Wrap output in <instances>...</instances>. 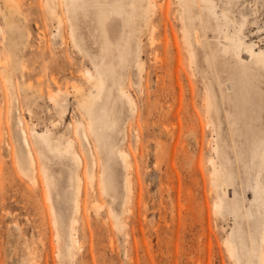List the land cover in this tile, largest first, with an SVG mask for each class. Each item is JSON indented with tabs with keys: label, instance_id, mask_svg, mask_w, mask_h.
Listing matches in <instances>:
<instances>
[{
	"label": "rangeland",
	"instance_id": "rangeland-1",
	"mask_svg": "<svg viewBox=\"0 0 264 264\" xmlns=\"http://www.w3.org/2000/svg\"><path fill=\"white\" fill-rule=\"evenodd\" d=\"M25 1L27 5L24 6L27 7L29 16H38L44 10L39 9L34 2L32 4L31 1L34 0ZM165 1L170 2V16L176 21L175 28L180 32L181 25L175 18L177 0H157L161 7ZM213 3L223 30L218 29L219 25L215 26L218 22L216 15L203 8L204 15L209 14L212 26L207 32L209 39L205 36L202 39L206 44L209 40L217 50L220 81L208 68L204 48L199 50L198 60L202 68L208 70L221 124L217 130L208 125L203 109L206 83L198 69V75H193L194 67L189 65L187 59V71H182L185 88L183 100L178 94L177 97L160 94L164 109L155 105L154 99L159 95V77L165 72L160 62L152 60V50L144 36L148 80L145 81L144 78V82H140L136 66L122 69L117 65L118 71L115 72L118 74L123 71L126 74L125 86L135 96L139 111L135 116L132 115L121 96L117 108L121 118L120 125L125 127V137L117 130H110V137L119 144L123 142L132 157L133 154L137 155L133 161L137 160L140 174L134 177L132 190L129 191L125 187L126 170L121 159L116 154L109 158L108 151L103 149L100 154L111 166L108 171L114 179V196L99 194L93 188L96 183L92 181V174L96 167L90 145L81 138V127L77 125L79 119L87 120L74 95V85H82L78 72L85 66L83 58H70L65 68L56 66L60 72V85L71 92L68 109L62 115L60 108H56L46 94H41L39 83L41 54L45 51L55 57L64 54L61 37L57 34V23L47 19V36L43 37L35 21L30 24L23 19L19 21L22 36L21 41L15 45L17 51L14 55L32 67L33 75H23L18 67L20 62L17 61L13 81L0 85V154L5 160L2 176L5 182L0 184V264H59L60 261L50 244L53 231L42 224L38 209L27 199L20 197L29 196L33 184L13 166L8 143L12 141L16 153H20L22 159L26 160L22 148L23 128H26L35 142L34 149L39 159L34 128L46 131L49 127L53 134L62 135L63 138L73 137L82 156L78 173L86 188L81 196L86 206L78 214L81 219L77 224L81 247L77 249L73 264H234L235 258L225 242L233 231L237 245H242V239L247 248L253 244L250 238L252 232L254 247H262L264 250V240L260 235L264 226V211L258 210L253 187L256 176L253 146L259 138H264V63L249 50L250 47L256 52L264 50V0H213ZM160 10L159 7L157 13ZM3 11V1L0 0V55H6L13 62L8 42L10 33ZM114 21H117L115 25L119 27L118 33L123 34V19L114 18ZM156 22L158 23V19ZM197 23H200L199 20ZM241 27L243 43L239 57L233 53V49L225 52L223 47L229 43L224 32L238 33ZM174 53L171 51L172 57L166 67L167 87H172L176 81ZM88 65L92 67L91 63ZM71 70L75 72L72 73ZM3 74L4 66L0 64V75ZM108 78L114 95H119L117 85L112 81L114 73L108 74ZM190 78L198 80L195 83L198 106L194 108L190 105V110L197 120L201 117L204 123L203 134L200 125L197 122L195 124L197 133L203 138L201 147L195 135L186 127H181L186 121L184 116L187 102L193 95ZM145 89L151 91L149 106L144 100ZM222 92L225 94L224 99ZM170 104L173 108L168 111ZM54 117L58 122L61 120L58 125L53 124ZM165 124L176 130V136L165 130ZM138 132L141 134L140 141ZM138 142L142 145V161L137 150ZM214 143H219L220 151H225L231 159L228 165L233 172L234 182L229 185L225 195L221 188L217 190L210 181V157L216 155L212 147ZM50 157L52 158L46 160L47 169H51L50 164L53 167L47 171L54 175L56 188L53 199L62 229L66 232L75 203L71 180V168L75 165L69 156L51 154ZM198 161H201L200 166ZM97 169L100 170V167ZM219 198L226 201L222 210L215 208V202ZM234 203L240 206V215L232 211L231 205ZM246 208L252 211L249 217L245 215ZM14 216L18 217L23 231L15 224ZM255 254L254 252L253 257Z\"/></svg>",
	"mask_w": 264,
	"mask_h": 264
},
{
	"label": "bare ground",
	"instance_id": "bare-ground-1",
	"mask_svg": "<svg viewBox=\"0 0 264 264\" xmlns=\"http://www.w3.org/2000/svg\"><path fill=\"white\" fill-rule=\"evenodd\" d=\"M4 11L3 17L9 30L10 52L12 61L8 60L6 55H0V64L4 66V74L0 75V85L10 83L13 81L14 69L17 68V61L19 70L23 75L30 77L33 75L32 67L27 63L20 61L15 57V46L21 41L22 33L19 28V21L25 20L27 23L35 21L43 37L47 35V19H51L56 24L58 29L57 34L61 37V46L64 54L57 57L52 56L48 51L41 54V70L39 83L41 85V94H46L48 100L56 107L60 108L62 115L68 109V97L71 92L60 85L58 67L67 66L70 58L82 57L85 66L78 72L82 79V85H74V95L77 99L79 108L82 109L83 114L86 115L87 120L79 119L77 122L81 138L85 140L91 148L93 163L96 170L92 174V181L96 183L93 188L99 191V194L115 195L114 179L108 165L102 155L103 149L108 151L109 158L117 155L126 170L125 187L132 190L134 177L140 174V167L133 158L129 151L120 144L115 142L110 136V130H117L122 132L125 137V127L120 125L121 118L117 104L119 98L122 96L124 102L128 105L132 115L138 113V104L135 96L125 86L126 74L123 71L117 73V65L121 68L128 66H136L140 76V82L148 80L149 75L146 74L148 66L145 59V41L144 36L147 38L148 44L151 48L152 60L160 62L164 74L159 77V85L157 91L159 95L154 99L155 105L160 109H164V104L161 102L160 94L178 97L183 100L185 96V88L182 80V71H187L185 60H188L190 66L194 67L193 75L199 74L205 81V104L204 115L207 117L208 125L213 129L219 127L221 120L219 117V109L215 102V94L212 82L209 80L207 68H202L198 60V52L204 48L205 58L208 68L211 69L215 76L219 79L218 72V53L211 42L207 40V44L202 39V36L208 38V29L212 26L210 23L209 14L204 15L203 8L208 9L211 14L216 15L218 20L215 23L218 29H222L219 22V15L213 0H177L176 19L181 25V30L178 32L175 28L177 25L175 20L170 16V2L165 1L161 7L157 0H37L31 1L36 3L41 10L38 16L31 15L27 12L25 0H2ZM204 3V4H202ZM33 4V3H32ZM197 4V7L195 5ZM159 7L161 8L158 12ZM120 16V17H119ZM114 18L123 19L124 32L119 34V27L115 25ZM158 19V23L156 22ZM199 20V24L197 23ZM2 26L0 24V31ZM98 30V31H97ZM238 33L224 32L226 43L223 47L225 52L234 50V54L241 57L242 51V37L240 31ZM209 39V38H208ZM95 43H99L94 44ZM252 55L257 56L258 60L264 63V50L256 52L253 47L249 48ZM171 51L175 52L174 58L176 60V81L172 87H167L165 76L167 75L166 67L171 56ZM92 64V67L88 65ZM74 73V70H71ZM114 73L113 83L117 85L120 92L119 95H114L113 88L109 84L108 74ZM160 76V74H158ZM31 85V80L29 82ZM190 88L192 91V99L187 102L185 111L186 121L181 124V127H186L191 134L195 135L196 141L200 145L203 144V138L199 136L196 130V122L202 128L203 134V121L197 120L196 116L190 110V105L197 108L198 102L195 98L198 80L189 79ZM196 83V84H195ZM223 99L225 94L222 92ZM151 91H144V100L147 101V106L151 103ZM173 105L170 104L168 111H171ZM177 109V113L180 112ZM245 113V109H243ZM78 113L76 109L75 114ZM201 114V113H200ZM52 116V114H50ZM23 122V120L21 119ZM54 125H58L55 117L52 120ZM235 121L233 120V123ZM193 124V125H192ZM167 132L176 136V130L169 128L167 124L164 125ZM33 135L37 139L38 152L40 159L34 149L35 142L31 139L26 128H23L22 135V148L26 154V160L22 159L20 153H16L14 143H8L13 157V166L19 169L21 173L26 175L33 184L32 192L29 196H20L21 198L30 201V204L38 209L41 215L42 224L53 231L50 237V244L53 247L56 255L59 258V264H73L76 256L77 249L81 247V238L77 227L78 222H81L78 214L85 208V202L81 196L86 192V188L82 183V178L78 173V167L82 162V156L76 148V140L69 136L63 138L62 135L53 134L52 128H47L46 131L33 129ZM234 130V128H233ZM232 130V131H233ZM138 141L141 140L140 132L137 133ZM178 144V141H176ZM96 146V148H95ZM213 149L216 155L210 157L211 162V175L210 181L213 186L218 190L221 188L224 195L227 194L229 185L234 182V175L229 167L231 161L230 157L225 151H220L219 143L213 144ZM141 142L137 143V150L142 161L143 153L141 152ZM51 154L72 158L75 165L71 168V180L74 186L75 203L74 210L68 229L66 232L62 229L61 219L57 213L55 202L53 199V192L56 188L54 175L48 172L53 165L50 164L51 169L48 168L47 159ZM158 158V157H157ZM102 160V161H101ZM253 160L255 163V183L253 184L256 202L259 211H264V138L261 137L254 143L253 146ZM5 160L2 159L0 154V184L5 182L3 176V166ZM201 165V161H198ZM100 167V170L97 168ZM43 171V172H42ZM224 198H219L215 202V208L222 210L226 205ZM232 211L240 215V206L237 203L231 205ZM99 212V211H97ZM252 211L246 208L245 215L249 217ZM116 217V216H115ZM15 224L23 231V226L19 223L18 217L14 216ZM30 223V222H29ZM33 224V223H31ZM34 225V224H33ZM82 227L85 228L82 224ZM260 235L264 240V226L260 230ZM235 232L233 231L226 238V245L231 255L234 256V264H264V250L254 247V237L252 232L250 238L253 244L246 247V242L242 239V245H237ZM44 240L42 237H40ZM46 245L47 242H44ZM254 252L256 253L253 257Z\"/></svg>",
	"mask_w": 264,
	"mask_h": 264
}]
</instances>
